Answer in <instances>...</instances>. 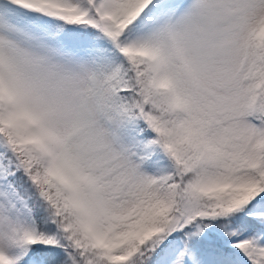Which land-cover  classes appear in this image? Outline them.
<instances>
[{"label":"snow or ice","instance_id":"1","mask_svg":"<svg viewBox=\"0 0 264 264\" xmlns=\"http://www.w3.org/2000/svg\"><path fill=\"white\" fill-rule=\"evenodd\" d=\"M0 264H264V0H0Z\"/></svg>","mask_w":264,"mask_h":264}]
</instances>
